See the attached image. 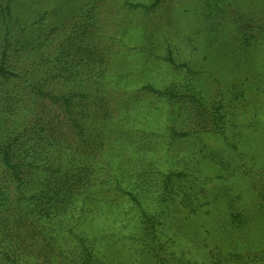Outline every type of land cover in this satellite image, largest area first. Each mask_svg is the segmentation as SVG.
Returning <instances> with one entry per match:
<instances>
[{
    "label": "trees",
    "instance_id": "trees-1",
    "mask_svg": "<svg viewBox=\"0 0 264 264\" xmlns=\"http://www.w3.org/2000/svg\"><path fill=\"white\" fill-rule=\"evenodd\" d=\"M58 1L73 0H0V264H264V17L218 46L252 110L244 138L229 90L208 110L184 55L182 78L148 79L164 0H110L143 14L148 54L104 33L107 0ZM185 103L228 148L199 142L162 168L190 135Z\"/></svg>",
    "mask_w": 264,
    "mask_h": 264
},
{
    "label": "rangeland",
    "instance_id": "rangeland-1",
    "mask_svg": "<svg viewBox=\"0 0 264 264\" xmlns=\"http://www.w3.org/2000/svg\"><path fill=\"white\" fill-rule=\"evenodd\" d=\"M49 3V1L46 2V4ZM58 3L64 8L75 9L80 4V0L58 1ZM119 5H121V2L114 3L110 0L102 3L101 9L106 11L104 15V33L113 36L119 32V36L115 37L114 41L119 43V38L123 36V42L126 44L124 48H133L132 52L134 53L145 51L148 54L146 50L148 47L144 43H139L141 42V35H144L142 29L148 27H143L145 25V21L142 18L143 14L138 12L126 14L122 20L120 15H118V11H120ZM29 6L32 8L31 4ZM162 9V18L156 20L155 23L158 26L153 30L159 44L155 49H152L153 52L149 55L151 61L146 65L148 67V72L146 73L148 79L170 80L174 76L182 78L184 71H181L178 66L183 65L185 62L188 63L193 73L196 74L191 76L194 79V83L203 90V93L208 98V110L220 106L222 99L221 88L223 94L226 92V87L229 92L226 94L228 105H226L225 110L230 113L229 118L232 121H236L237 125L240 126L236 132L244 130L246 134L243 136L244 138L255 136L251 133L255 129L248 128V120H244L246 117L250 119L251 115L247 113L252 110L248 111L245 109L243 98L240 96L237 98L236 96L240 78L232 75L220 76L222 63H220L221 52L218 46H220L221 32L224 29L228 33L244 29V21L249 16V13H257L255 22L252 25L249 23L250 28L261 24L260 19L264 17V0H164ZM124 11L125 9H121L119 13H124ZM222 17L227 19L225 24L220 23ZM51 19L56 20V16L52 15ZM221 25H224V27ZM47 30L45 28V32ZM171 42L176 47V54L174 53L175 62L173 63L175 65L161 60L162 57L166 56L165 51L170 49ZM208 71L211 73H208ZM216 71H219V74ZM127 80L132 83V80H134L133 76ZM234 85L236 87H233ZM255 96L256 92L251 91L249 95L247 93V97L250 100L249 106L251 104L254 105V102L252 103L251 101L255 100ZM174 108L181 111V114L183 111L184 117H189L190 123L183 125L181 130L189 132L190 135L176 141L175 147L178 148L168 157L170 161L167 164L161 162L162 168H166L170 163L188 155L195 150V144L199 142L208 144L209 149H218L220 151V149L228 148L227 142L223 140L224 138L220 135L219 130L215 131L210 125H207L206 130H204L205 124H202V120L199 117L203 109L205 110L204 107L185 103L175 105ZM228 137L232 138V133H228ZM246 146L251 149L250 144H246ZM229 156L234 157L237 163L239 162L237 156L230 154ZM160 159L164 161L162 156Z\"/></svg>",
    "mask_w": 264,
    "mask_h": 264
}]
</instances>
